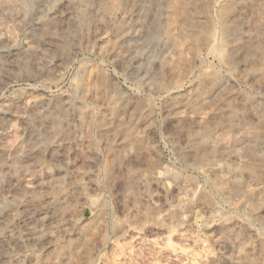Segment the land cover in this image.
<instances>
[{
    "label": "rangeland",
    "instance_id": "1",
    "mask_svg": "<svg viewBox=\"0 0 264 264\" xmlns=\"http://www.w3.org/2000/svg\"><path fill=\"white\" fill-rule=\"evenodd\" d=\"M0 61V264H264V0H0Z\"/></svg>",
    "mask_w": 264,
    "mask_h": 264
},
{
    "label": "bare ground",
    "instance_id": "2",
    "mask_svg": "<svg viewBox=\"0 0 264 264\" xmlns=\"http://www.w3.org/2000/svg\"><path fill=\"white\" fill-rule=\"evenodd\" d=\"M51 16H52V15H51ZM50 23H51V22H50ZM52 26H53V25H52ZM72 28H73V27H72ZM43 30H44V29H43ZM47 30H48V29H47ZM70 34H71V32H70ZM28 47H29V46H28ZM27 57H28V56H27ZM27 57H26V58H27ZM21 59H22V58H21ZM0 62H1V61H0ZM4 63H5V62H4ZM50 64H51V62H50ZM3 65H4V64H3ZM0 66H1V65H0ZM6 66H7V63H6ZM11 66H12V65H11ZM1 67H2V66H1ZM40 99H41V98H40ZM39 101H40V100H38V103H39ZM41 101H43V99H41ZM44 101H45V100H44ZM46 101H47V100H46ZM46 101H45V102H46ZM58 101H59V100H58ZM49 102H50V101H49ZM38 103H35V104H37V106H39ZM40 103H41V102H40ZM42 103H44V102H42ZM47 103H48V102H47ZM47 103H45V105H46ZM48 104H49V103H48ZM40 105H42V104H40ZM50 105H51V103H50ZM54 106H55V105H54ZM43 107H44V105L42 106V108H43ZM45 107H46V106H45ZM50 107H51V106H50ZM50 107L48 106L49 109H50ZM52 107H53V105H52ZM58 107H59V105H58ZM39 108H40V106H39ZM48 108H47V109H48ZM49 109H48V111H49ZM53 109H55V107H53ZM48 111H47V112H48ZM58 111H59V110H58ZM41 112H45V113H47V112L44 111V110H43V111L41 110ZM41 112H40V115H41ZM50 112H52V110H50ZM52 113H53V112H52ZM0 115H1V114H0ZM48 115H50V114H47L46 116H48ZM53 115H54V116H53ZM44 116H45V115H44ZM51 116L55 117V113L52 114ZM51 116H50L49 118H51ZM56 117H58V116L56 115ZM56 117H55V119H56ZM40 118H41V117H40ZM44 118H46V117H44ZM58 118H59V117H58ZM58 118H57V119H58ZM47 119H48V118H47ZM40 120H41V119H40ZM42 120H43V118H42ZM42 120H41V121H42ZM49 120H50V119H49ZM51 120H52V119H51ZM42 122H43V121H42ZM51 122H52V121H51ZM53 122H54V121H53ZM45 123L48 124L47 122H45ZM38 124H39V122H38ZM49 124H50V123H49ZM44 125H45V124H44ZM44 125H43V126H44ZM49 126H50V125H49ZM49 126H48V127H49ZM51 126H52V125H51ZM50 128L52 129L53 126L50 127ZM47 129H49V128H47ZM7 131H8V130H7ZM5 135H6V134H5ZM199 135H200V134H199ZM206 137H207V136H206ZM250 139H251V138H250ZM236 141H237V139H236ZM200 143H201V142H200ZM248 143H249V142H248ZM201 144H202V143H201ZM235 144H237V143H235ZM252 144H253V143H252ZM255 144L257 145L258 142L255 143ZM262 144H264V143L262 142ZM195 145H196V144H195ZM198 145H199V144H198ZM37 146H38V145H37ZM31 147H32V146H31ZM242 147H243V146H242ZM244 147H245V146H244ZM33 148H34V147H33ZM33 148H32V149H33ZM253 148H254V147H253ZM20 149H21V148H20ZM27 149H28V148H27ZM30 149H31V148H30ZM37 149H38V148H37ZM197 149H198V148H197ZM211 149H212V147H211ZM250 149H251V148H250ZM1 150H2V149H1ZM1 150H0V152H1ZM213 150H214V149H213ZM239 150H240V149H239ZM25 151H26V150H25ZM34 151H35V150H34ZM214 151H215V150H214ZM26 152H28V151H26ZM31 152H32V150H31ZM31 152H28V153L31 154ZM210 152H211V151H210ZM215 152H216V151H215ZM257 152H258V151H257ZM19 153H21V152H19ZM23 153H24V152H23ZM23 153H22V154H23ZM0 154L2 155L3 153H0ZM33 154H34V153H33ZM33 154H32V155H33ZM204 154H205V153H204ZM206 154H207V153H206ZM206 154H205V156H206ZM18 155H19V154H18ZM22 156H23V155H22ZM27 156H29V154H28ZM30 156H31V155H30ZM33 156H34V155H33ZM33 156H32V157H33ZM197 156H198V155H197ZM258 156H259V154H258ZM29 158H30V157H29ZM198 158H199V157H198ZM201 158H202V157H201ZM30 159H31V158H30ZM260 160H261V159H260ZM28 161H29V160H28ZM10 164H11V163H10ZM250 165H251V164H250ZM245 166H246V165H245ZM251 167H252V166H251ZM253 167H254V166H253ZM254 169H255V168H254ZM44 179H45V178H44ZM37 180H38V179H37ZM31 181H32V180H31ZM31 181H30V182H31ZM38 181H40V180H38ZM38 181H36V182H38ZM30 182H29V183H30ZM31 183H32V182H31ZM31 183H30V184H31ZM34 183H35V182H34ZM35 184H36V183H35ZM28 185H29V184H28ZM28 185H27V186H28ZM37 186H38V185H37ZM44 186H45V185H44ZM28 187H29V186H28ZM35 188H36V186H35ZM46 188H47V187H46ZM27 190H31V189H30V188H29V189L27 188ZM46 190H47V189H46ZM34 191H35V189H34ZM34 191H33V192H34ZM27 192H28V191H27ZM30 192H31V191H30ZM33 192H32V193H33ZM30 196H31V195H30ZM68 200H69V199H68ZM21 201H22V200H21ZM23 202H25V201H23ZM19 203H20V202H19ZM15 204H16V206H17V205L19 206V204H17V203H15ZM20 204H21V203H20ZM11 205H12V204H11ZM11 205H10V206H11ZM12 206H13V205H12ZM16 206H15V207H16ZM18 206H17V208H18ZM25 206H26V205H25ZM19 207H20V206H19ZM55 207H56V206H55ZM11 208H12V207H11ZM11 208L9 207V211H11V210H10ZM13 208H14V207H13ZM17 208H14V209L16 210ZM27 208H28V207H27ZM30 208H31V207H30ZM7 209H8V208H7ZM14 209H13V210H14ZM52 209H53V208H52ZM3 212H4V211H3ZM7 212H8V210H7ZM12 212H13V211H12ZM40 212H41V211H40ZM46 212L48 213V211H46ZM51 212H52V211H51ZM4 213H5V212H4ZM4 215H5V214H4ZM7 215H9V213H8ZM28 215H29V214H28ZM31 216H32V215H31ZM33 216H34V215H33ZM39 216H40V215H39ZM29 217H30V216H29ZM41 217H42V216H41ZM41 217H40V218H41ZM33 218H35V217H33ZM37 218H38V217H37ZM3 219H4V218H3ZM3 219H2V220H3ZM5 219H6V218H5ZM28 219H29V218H28ZM15 220H16V219H15ZM23 220H24V219H23ZM37 220H38V219H37ZM39 220H40V219H39ZM41 220H43V218H42ZM26 221H27V220H26ZM37 222H38V221H37ZM40 223H41V225L43 224L42 222H40ZM40 223H39V224H40ZM45 223L47 224V222H45ZM41 225H40V226H41ZM12 226H13V225H12ZM27 226H28V225H27ZM35 226H36V225H35ZM42 226H43V225H42ZM34 228H35V227H34ZM7 229H8V230H6V231L3 230V231L6 232V233L4 232V233L6 234V236H7V235H10V234L12 233V231L9 230L10 228L7 227ZM11 229H12V228H11ZM31 229H32V228H31ZM26 230H27V229H26ZM29 230H30V229H29ZM32 231H33V230H32ZM29 232H31V231H29ZM4 233H3V234H4ZM3 236L5 237V235H3ZM10 258H11V257H10ZM10 258H8V259H10Z\"/></svg>",
    "mask_w": 264,
    "mask_h": 264
}]
</instances>
